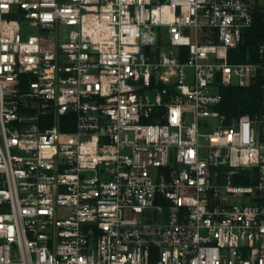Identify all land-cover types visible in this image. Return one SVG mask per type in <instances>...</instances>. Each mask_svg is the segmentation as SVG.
I'll return each instance as SVG.
<instances>
[{"label":"built area","instance_id":"built-area-1","mask_svg":"<svg viewBox=\"0 0 264 264\" xmlns=\"http://www.w3.org/2000/svg\"><path fill=\"white\" fill-rule=\"evenodd\" d=\"M260 6L0 0V264H264V98L217 108Z\"/></svg>","mask_w":264,"mask_h":264},{"label":"trees","instance_id":"trees-1","mask_svg":"<svg viewBox=\"0 0 264 264\" xmlns=\"http://www.w3.org/2000/svg\"><path fill=\"white\" fill-rule=\"evenodd\" d=\"M205 40V39H202ZM264 43V7L260 6L255 13L252 26L243 35L241 43L230 52V60H247L248 54L255 58L256 47ZM264 80L259 78L252 85L248 86H220L221 103L218 109L224 117L226 123H230L234 118L242 114H254L261 110L264 98ZM63 130H71L73 127H62Z\"/></svg>","mask_w":264,"mask_h":264},{"label":"rangeland","instance_id":"rangeland-1","mask_svg":"<svg viewBox=\"0 0 264 264\" xmlns=\"http://www.w3.org/2000/svg\"><path fill=\"white\" fill-rule=\"evenodd\" d=\"M260 5L264 7V0H260ZM35 30L34 29H26V33H33ZM217 119H212L211 120V128L215 127L217 124ZM242 184H247L246 182H243ZM251 201L248 198L244 199V203H250ZM166 219V211L162 210L160 211L158 208H148L145 209L144 212L142 213V220L147 223H160Z\"/></svg>","mask_w":264,"mask_h":264}]
</instances>
